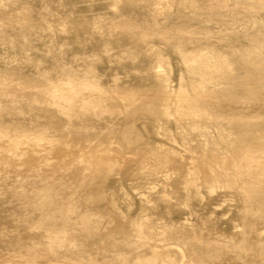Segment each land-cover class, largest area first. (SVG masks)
Instances as JSON below:
<instances>
[{
	"label": "rangeland",
	"instance_id": "obj_1",
	"mask_svg": "<svg viewBox=\"0 0 264 264\" xmlns=\"http://www.w3.org/2000/svg\"><path fill=\"white\" fill-rule=\"evenodd\" d=\"M20 1L21 3L23 1L25 2L22 3V5H24H21V10L13 13L9 12L10 9H17L20 7L19 5H11L6 7L4 12L5 16H0V86L3 87L2 84H4L8 87L4 88V90L9 94L7 96H2L0 94V106L11 101L12 98H14L13 95H17V93L22 96L20 97L17 95V97H15L17 101L15 106L22 107L25 105L20 109V114L17 112V109H13L11 115L0 116L1 129L4 130V127L10 128V131H2L0 129V204L5 203L4 205L2 204V207L6 206L11 210L5 213L4 217H6V219L0 217V264H24V261L25 264H37L40 260H44L49 264L53 262H55L53 264L62 262L58 260L55 261L54 257L50 256V254L46 256L45 253L42 252L40 253L41 257L40 254L34 257V259L37 258L35 260L33 257L29 258L30 256L24 255V251L26 252V249L23 248L24 242H14L16 240L15 238L24 234L23 229L33 227L36 223H39L41 218L40 215L43 212L39 205H47L48 202L53 203L55 207L57 206L58 212L60 211L63 213L66 210H71L73 214L80 213L81 215H89L91 218L92 225L96 230L94 236L85 240L82 237L79 238V240L85 241L87 247L84 248V250L91 253L90 259L86 261L87 263L83 262L82 264H119L116 260L117 258L133 262L132 260L136 253L140 252V249L137 251V248L141 245L136 242L137 238L135 236L129 237L128 235L124 236L119 233L108 236V233L111 231L109 228H112L115 223L112 221V218L109 219L110 215L105 212V209L110 211L111 208L116 206H118L116 207L117 209L112 212L118 215L123 212L122 214L126 215L123 221L125 223H130V221L135 219L145 218L148 222L155 225V228L157 226L158 229L156 228V230H158V232L154 231L155 233L152 235L155 242L154 244L156 245L161 243V233L163 232V229L159 228V226L179 221L178 224L183 226L188 231L189 235H193L196 238L200 237L199 239L202 242H206V240H210L211 242H228V248H225L217 264H264V181L260 184L262 187L260 185L257 186L259 190L257 189L250 193L251 195L253 194V196L249 197H258L259 203H256V206L249 210L245 206L248 201L246 200L247 196L243 194L247 187L242 186V184L234 185L226 182L221 183V185L215 188L212 185H208V175L201 173L202 171H198L199 160H202L203 164L205 162V165H209L214 155L218 159L226 158L228 160L240 155V150H238L239 147H237V145H232L234 142V134L231 131L232 125L228 122H223L216 118L214 119V117L211 120L205 118L199 119L189 114H186L184 118H178L175 115L168 117L164 115V109H155V112L152 113L151 111H143L135 115V117H132L131 113L133 107L129 105V103H131L129 102L130 97L139 99L140 96L138 94H132L133 92H139V90L146 91L147 93H153L154 90L162 92L160 87L156 88L157 84L154 85V80L156 79L154 76L155 73L159 74L160 72L159 78L161 81L159 84L165 87V90H168L169 93H174L180 89L178 83L181 77L187 82L191 81L199 85L202 73L209 72L217 75V73L225 71L222 63L225 54H217L212 57L209 56L207 60L210 64L209 68H205L203 64H193V68L196 69L195 71L199 74L195 75L190 69H186L187 63L183 60L184 58L181 53L171 46L168 47L164 45V42L155 40V38H153L152 44L148 45L140 44L138 39L135 42L130 41L132 44L128 42L129 40L124 38L120 41H114V38L118 35L117 32L105 27V29L100 32L101 34H97L96 39H94L96 35L93 34V36L91 35L92 33L89 32L90 36L89 34L84 35L81 33V40L75 41L74 37L76 36L78 27H73L72 23L77 26L75 21L78 18L96 21L97 19L104 20L105 18L108 19L113 17L119 22L132 21L136 20V18L138 21H142L141 19L143 18L148 19L147 16L131 14L135 11L141 12L144 8V6L142 7V4H144L142 0H127L126 3L124 0H121L119 5L122 6V3H125V8L124 5L122 8L121 6L118 7L121 10H119L120 12L116 9L112 10L109 6L110 0H19V2ZM7 2L8 0H0V4H7ZM176 4L177 2H172L173 13L177 14L178 5ZM129 9H132V11ZM262 9L263 7H259L251 11L245 19H243V15H240L238 18L237 16L229 18V20H231V25L226 33L221 31L218 25H212L214 40L218 41L219 38L227 39L230 47L234 50L236 49L235 51L238 52L239 61L246 60V53L248 54V52H250L254 54L256 52L252 49L253 46H257L260 48V51L264 52V9ZM230 13L231 16L235 14L232 6L230 8ZM63 16H66V18ZM67 19L71 20L68 21ZM186 24L190 25L191 29H194L201 23L189 19ZM258 33L263 36L262 39H253ZM82 38L89 39L86 41L82 40ZM103 38L105 39L103 40ZM111 38H113L112 41L109 40ZM105 40H107V42ZM123 40H125L124 43L126 42V44L123 43ZM81 41H83V43ZM105 42L109 45L105 44ZM137 42L139 45H137ZM96 43L98 45H96ZM103 44L105 46H103ZM173 44L175 45V41ZM121 46L123 48L125 47L126 50L131 48V51L138 47L139 58H134L135 55L128 50V52L125 51V48L123 49ZM139 46L144 47L139 48ZM118 47L119 49H116ZM246 48L248 50H245ZM144 49H146L145 52ZM150 50H152V52H149ZM140 52L144 53L145 57ZM111 54L113 55L111 56ZM130 54L133 57H131ZM116 55L120 56L118 57ZM142 56L146 59H143V63L139 62L142 60ZM105 57L108 58V60ZM148 61L152 62V64ZM131 62H133V64ZM139 63L142 68L139 66ZM132 65L135 66L133 67ZM131 66L134 69H132ZM136 66L139 68L137 69ZM125 67L131 68L126 69ZM168 71H172L169 79L166 77V74L169 73ZM61 72H70L73 76L80 75L78 79L82 81L85 79L87 80V78L88 80L92 79V77L83 76V74L87 72L90 76H96V79L103 81L101 83H103L106 89L109 88L110 91L118 93V95L113 93L115 98L117 96L119 98V100L113 102L114 105H116L111 109L113 111H110L109 108L107 113H103L102 116H100L101 119L100 117L99 119L98 117H94L95 119L97 118L96 120L98 122L93 118L94 122H92V124L97 123V127L94 124L95 127L89 125L84 129V126H80V121L75 119L73 115L62 114V109L60 113V108L62 107H60L59 110L55 109V107L54 109H52L53 107L48 109L46 101L49 96L46 93L54 92L53 88L58 87L62 89L61 87L64 86V84H61V86L60 84L58 85L55 80L57 76L62 74ZM57 73L59 74L57 75ZM239 74L241 75L242 71L235 69L232 76L236 77ZM151 76L153 78H151ZM139 78H145L147 80H140ZM172 78L175 81L172 80ZM3 79H5V82H3ZM132 79L135 81H132ZM150 79L154 80L149 82ZM23 82L26 85L24 87ZM136 82L139 84L138 87ZM15 87L18 89L21 87L22 92L20 90L16 92L18 89ZM145 87H147V89ZM63 90H65L62 91L63 93L68 94V88H66V86ZM259 91H261V89H259ZM240 99L245 103L248 101L244 95L240 97ZM218 101L220 106L223 105V100L219 99ZM236 104L232 107L236 108L238 111L242 110L240 115L247 121L250 120L249 123L253 122V119H257L263 123L262 134L264 135V108H260L258 105L254 104L245 109V106H241V103ZM220 109H222V107H220ZM48 110L50 113L52 110V113L55 115H50ZM95 110L101 111L98 107H96ZM16 112L19 116H17V114L15 115ZM111 112L114 113V117ZM124 112L126 113L124 114ZM116 113L120 114V118L124 121L119 120V116ZM172 113H174L173 108L170 111V114ZM3 116L4 118L1 119ZM108 116H110V118ZM162 118L164 120H162ZM237 118L238 116L236 120ZM105 119H111L112 121H105ZM113 119H117L115 123ZM109 122L116 124L118 127L114 124L110 125ZM146 122L148 125L145 124V126L142 124ZM201 122L205 126L207 132H204L206 135L205 137H202L203 133L198 132L196 129L203 126ZM149 123L152 124L150 125ZM130 124H133L131 133L128 132L131 128L127 127ZM183 124L185 125L184 127ZM105 125H108L107 127L110 128H106ZM138 125H140V128ZM151 126L152 128L156 127L155 129L157 130L152 129ZM103 127H105L106 130ZM185 127L186 129H184ZM233 127L235 128V125H233ZM169 128H171V130ZM107 129H109L110 132ZM161 129L164 130V133ZM103 131L104 133H102ZM105 131H108V134L105 133ZM173 133L177 134H175L176 137L172 135ZM167 134L168 136H172L173 141H170V136V139L166 137ZM189 134L191 136H188ZM160 135L162 138H160ZM192 135L194 138H192ZM35 136H43L44 140L42 142L44 143L33 142ZM195 136L198 139H196ZM179 138L182 139L180 140ZM19 139L21 143H19L17 150H10L9 147ZM186 139H188V142ZM200 139L203 141H200ZM146 143H148L149 146ZM198 145H200L201 149H199ZM160 147H163L164 150ZM180 147L183 148V150ZM156 148L160 150L158 151ZM170 148L171 150L173 149L172 151H177L175 155V159L178 158L176 159V166L173 164L163 169H157L158 167L156 166L167 159L165 157L168 156L169 158V156H172L173 152L170 151ZM155 149L157 150V155L167 150L163 155L161 154V158H163V160L165 159L164 161L160 160V155L157 156L155 154ZM146 151H148V153ZM65 156H67L66 159H64ZM146 156L148 159H146ZM152 156L154 158L157 157L159 160L156 158L155 161ZM30 159H32V161H30ZM6 160H8V162H6ZM142 160L144 161L142 164L146 165V167L141 165ZM153 161L155 162L153 163ZM60 162H63V164ZM103 165L108 167L114 166L115 168L113 167V170L107 174L102 171L98 172L97 169L103 168ZM139 167L141 170H147V168L149 169L150 167L152 168V170L149 169L150 173L157 170L159 174L153 175L150 179L148 177L150 173L148 174V171L142 170L144 174H148L144 175ZM54 168H56L54 170L55 172H53ZM45 170H47V172H45ZM131 172L135 173L137 176ZM162 176L166 177V179ZM142 178L144 179L142 180ZM147 183L150 186L147 185ZM211 186L213 190H211ZM7 192H12L14 194L11 193L12 195H9ZM111 194L114 199L111 197ZM100 195L103 197V200L100 198ZM8 196L12 198L10 197V199ZM107 200L110 202H107ZM13 206L16 208L15 211ZM115 217H117L115 218L116 221L121 219L118 216ZM61 222V218L57 217L56 223L60 224ZM184 222H186L185 226ZM77 223L78 224L68 225L67 229L72 232H78L81 224L79 221H77ZM129 223V228H133V224L130 223L132 225L130 226ZM33 232H35L36 236H41L43 234V230L37 226L34 227ZM98 237L100 238L99 240L97 239ZM108 237L110 239H108ZM94 240L99 242L96 244ZM10 241L12 242L11 245L9 243ZM4 243L11 246L12 249L3 248L2 246ZM111 243L116 246L115 250L110 249ZM233 246L241 247L242 251L233 252ZM131 247H133V249ZM112 251H116L118 255L114 254ZM202 253H204V251H202ZM237 254H239V256ZM22 255L26 257L24 258ZM42 255H44L43 258ZM236 256L237 258H235ZM174 260L177 261V264H194L192 262L190 263L188 259L182 258V256L181 258L180 256L178 258L176 257ZM49 261H51V263ZM255 261L257 263H254ZM206 263L207 262H205V264ZM207 264H209V262Z\"/></svg>",
	"mask_w": 264,
	"mask_h": 264
},
{
	"label": "bare ground",
	"instance_id": "obj_2",
	"mask_svg": "<svg viewBox=\"0 0 264 264\" xmlns=\"http://www.w3.org/2000/svg\"><path fill=\"white\" fill-rule=\"evenodd\" d=\"M110 1L111 2H109L110 3L109 6L112 8V10L116 9L119 11L120 8H118V7L121 6V5H119V2L121 0H110ZM124 1L126 3L127 0H124ZM142 1L144 3V4H142V7L144 6V8L141 10V12L134 10L135 12L131 13V14L138 15V16L139 15L140 16H147L148 19L143 18V19H141L142 21H138L136 18V20H132V21L130 20V21H125V22L120 21L121 22L120 23L119 21L115 20L116 18H113V17L108 18V19L105 18L104 20H98L97 19L98 17H97L96 21L78 18L75 21L77 26L73 25V23H72L73 27H75V28L78 27V31L76 33V36L74 37L75 41L76 40L79 41V39L81 38L80 37L81 33L85 35V34H89V32L92 33L91 35H93V34L96 35L94 37V39H96L97 34H101L100 32H102L103 29H105V27H107L109 30H113V31L117 32L118 35L116 36V38H114V41H120V40H122V38H124V39L129 40L128 42L131 43V42L137 41V39H138L140 44L148 45V44H152L153 38H155V40L164 42V45H166L168 47L171 46V47H173V49H175L176 51L181 53L182 57L184 58L183 60L187 63L186 69L187 70L190 69V71H192L195 75H199V74L197 71H195L196 69L193 68V64H196V65L203 64L205 68H209L210 64L207 62L209 56L212 57V56L217 55V54L218 55L225 54V57L223 56L224 59L222 60L225 71L217 73V75H215L213 73H209V72L208 73L207 72L202 73L201 74V82L199 83V85L194 84L191 81L187 82L184 80L183 77H181L179 79V83H178L180 85V89L174 93L173 92L169 93L168 90H165V87H162L161 84H159V82L161 81L159 78L160 72H159V74L155 73L154 76L156 78L155 79L156 81L154 79H152V80H154V82H155L154 85L157 84L156 88L160 87L162 92H159L156 90H154L153 93H147L146 91L144 92L142 90H139V92H133L132 94H134V95L138 94L140 96H139V99H133L132 97L129 96L130 97L129 102H131V103H129V105H132V107L135 109L134 110L132 108V113H131L132 117H135V115H138L139 113H142L143 111H151V113H152V112H155V109L156 110L157 109L158 110L164 109L163 110L164 115H166L168 117L175 115L178 118H184L186 116V114H189V115H192L193 117H196L199 119L205 118V119L211 120L214 117V119L216 118L217 120H222L223 122L230 123L232 125L231 131L234 134V136H233L234 142L232 143V145L233 146L237 145V147H239L238 150H240L239 151L240 155L236 158H230L229 160L226 158L218 159L214 155V157H212L211 163L209 165H205L206 164L205 162L203 164V161L199 160L198 171H202L201 173L207 174L208 179H209L208 185H212L215 188L218 185H221V183H226V182L230 183V184L232 183L234 185L242 184V186L247 187L246 191L243 193V194H245V196H247L246 200H248L246 202L245 206L249 210L253 209L256 206V203L257 204L259 203V198L255 197V196L249 197V196H253V194L251 195L250 193H252L254 190H257L258 189L257 186L260 185L264 181V135L262 134L263 123H261L257 119H253V122L249 123L250 120L247 121L246 119H244L240 115L242 110L238 111L236 108H233L232 106H234V104H236V103H241L242 104L241 106H245V109L247 107H250V105H254V104L258 105L260 108H264V52L260 51V48H258L257 46H253L252 49L256 52L254 54H252L250 52H248V54L246 53L245 54L246 60H243V61L240 60L239 61L238 60V57H239L238 52L235 51L236 49L234 50V49H232V47H230V44H229L227 39H222V38L220 39L219 38L218 41L214 40L211 26L212 25H218L220 27V30L226 33L230 29L229 27L231 25V20H229V18H231V17L233 18V16L234 17L237 16V18H238L240 15H243L242 17H243V19H245V17H247V15L251 13V11H254L255 9H257L259 7H263V9H264V0H176V1L175 0H164V2H163V0H142ZM172 2H177V4H176V5H178L177 14L173 13ZM22 3H21V1L19 2V0H8L7 4H5V3L0 4V16H5L4 12L6 10V7H9L11 5H19L20 7L17 9H15V8L10 9L9 12H12V13L18 12L19 10L22 9V6L24 5V4L22 5ZM125 3H122L124 5V8H125ZM137 3H136V5H137ZM123 5L121 6V8L123 7ZM231 6L234 8V11H235V14L232 16L230 13ZM137 7H138V5H137ZM130 8H131V5H130ZM135 9L137 10L136 7H135ZM129 10L132 11V9H129ZM178 11H179V14H178ZM66 16H63V17L66 18ZM189 19L200 22L201 24L198 27L191 29V26L188 25L189 22H188V24H186L187 20H189ZM70 20H68V21H70ZM244 27L246 28L245 25H244ZM244 27H242V28H244ZM89 36H90V34H89ZM101 36H103V35H101ZM262 37L263 36L260 33H258V34H256V36L253 39H262ZM88 39L82 38V40H86V41ZM104 39L105 38H103V40ZM112 39L113 38H111L109 40L112 41ZM105 41L107 42V40H105ZM124 41L125 40H123V43H124ZM174 41H175V45L173 44ZM81 42L83 43V41H81ZM106 42H105V44H108ZM97 43H96V45H98ZM109 43H111V42H109ZM124 44H126V42ZM137 45H139L138 42H137ZM158 45H160V44H158ZM161 45H163V44H161ZM103 46H105V45L103 44ZM133 46L136 47L135 45H133ZM140 46H142V45H140ZM140 46H139V48L144 47V46L143 47H140ZM231 46H232V44H231ZM99 48H100V46H99ZM19 49H20V47H19ZM116 49H119V47ZM21 50H23V49H21ZM127 50L130 53H132L133 55H135L134 58H136V59L139 58L140 55H139L138 47H137V49L134 48V50H132V51H131V48L127 49ZM127 50L125 48V51H127ZM171 50H172V48H171ZM245 50H248V49L246 48ZM145 51H146V49H144V52ZM168 51H170V50H168ZM107 52H105V53L108 54ZM118 52H119V50H118ZM120 52H122V51H120ZM149 52H152V50H150ZM105 53H103V54H105ZM140 53H142V52H140ZM119 54H122V53H119ZM142 54H143V56L145 55L144 53H142ZM100 55H102V54H100ZM112 55L113 54H111V56ZM116 56H118V55H116ZM130 56H131V54H130ZM131 57H133V56H131ZM144 57L142 58V60L139 59L140 60L139 62L143 63V59L146 60ZM101 59H102V57H101ZM106 59L108 60V58H106ZM175 59H177V58H175ZM103 60H105V59H103ZM109 60H110V58H109ZM105 62H107V61H105ZM148 62L152 64V62H150V61H148ZM131 63L133 64V62H131ZM122 64H121V66H122ZM129 64H127V65H129ZM218 64H220V63H218ZM127 65H125V66H127ZM132 66L134 67L135 65H132ZM139 66L142 68L140 63H139ZM52 67H54V66H52ZM131 67H128V68L130 69ZM133 67H132V69H134ZM128 68H126V69H128ZM138 68L139 67H137V69ZM145 69H144V71H145ZM235 69L241 70L242 74L241 75L239 74L236 77H233L232 75H233V72L235 71ZM112 70H114V69H112ZM70 72H68V73L61 72L62 74H60L59 76H57V78H55L56 83L58 85L60 84V86H61V84H64V86L61 87L62 89H60L58 87L53 88L54 92L46 93L49 96L48 100L46 101L48 106L47 105L46 106L48 107V109L52 108V107H53L52 109H54V107H55V109H58V110L60 107H62V108H60V113L63 110L62 114L73 115V117L75 119H78L80 121V126H84V129H86L89 125H92L93 127H95V125L97 123L96 124L94 123L95 125L92 124V122H94V119H95L94 117H98V119H99V117L102 116L103 113H107V111H109V108H110V111H113L111 109H113L116 106V105H114L113 102H116V100H119V98H118V96L115 98V96H113L114 95L113 93H115V92L110 91L109 88L106 89V87L103 86V83H101L103 81L96 79L97 78L96 76H90L89 73L85 72L83 74V76L84 77L85 76L92 77V79L88 80V78L86 77L87 80L85 79L82 81V80L78 79L80 75L79 76L78 75L73 76V75H71ZM114 72H118V71H114ZM128 72H129V70H128ZM140 73H142V72H140ZM58 74L59 73H57V75ZM171 74H172V71H170L169 73L166 74L167 79L170 78ZM129 78H131V77H129ZM135 78H137V77H135ZM148 78H150V77H148ZM151 78H153V77L151 76ZM139 79L140 80L141 79L147 80L145 78H139ZM152 80L150 79L149 82H151ZM172 80H174V79L172 78ZM132 81H135V80L132 79ZM3 82H5V79H3ZM23 84H24L23 87L26 86L24 82H23ZM57 84H54V85H57ZM129 84H131V83H129ZM0 85H1V83H0ZM2 85H3V87L0 86V94L2 96L9 95L6 93L7 91L5 92V90H4V88H8V87H6L4 84H2ZM122 85H123V83H122ZM136 85L138 87L139 84H137V82H136ZM27 86H28V84H27ZM65 86H66V88H68V94L62 92V91H65V90H63V88H65ZM130 87H132V86H130ZM15 88H13V89H15ZM145 88L147 89V87H145ZM16 89H18V88H16ZM259 89H261V91H259ZM19 90L21 91V87L16 92H19ZM11 92H13V91H11ZM44 94H45V92H44ZM115 94L118 95V93H115ZM11 95H13V94H11ZM17 95H19V94L17 93ZM17 95L14 94L13 95L14 98H12L11 101L6 102L0 106V116L11 115L13 109H17V112L19 114L21 113L20 109H22L25 105L22 107L19 106V104H18L19 107L15 106L17 103L15 97H17ZM243 95L246 97V100H248L247 103L241 101L240 97H242ZM19 96L21 97L22 95L20 94ZM219 99L223 100L222 101L223 105H221V106H220V104H218ZM5 100H7V99H5ZM17 100H19V99H17ZM237 106H239V105H237ZM96 107H98L101 111H96L95 110ZM220 107H222V109H220ZM27 108H30V107H27ZM116 108H118V107H116ZM172 108H173L174 113L170 114V111ZM243 111H244V109H243ZM17 112L15 113V115L17 114V116H19V114ZM127 112H128V110H127ZM48 113L50 115L51 114L55 115L54 113H52V110H51V113L48 110ZM125 113L126 112H124V114ZM111 114L113 115V117L115 116L113 112H111ZM145 114H147V113H145ZM117 115L119 116L120 114H117ZM140 116H142V115H140ZM237 116H238V118L236 120ZM55 117H57V116H55ZM108 117L110 118V116H108ZM120 117L121 116L118 117L119 120H123ZM234 117H235V122H234ZM2 118H4V116L1 117V119ZM254 118H256V117H254ZM100 119H101V117H100ZM250 119H251V117H250ZM107 120L110 121L111 119H107ZM107 120L105 119V121H107ZM113 120L115 123L117 119H113ZM162 120H164V119L162 118ZM149 122H151V121H149ZM153 122H155V121H153ZM234 123H236V124H234ZM113 124L110 123V125H113ZM142 124L145 125V124H147V122L142 123ZM149 124L151 125L152 123H149ZM170 124H171V122H170ZM97 125H96V127H97ZM101 125H103V124H101ZM114 125H116V124H114ZM202 125H203V123H202ZM233 125H235V128L233 127ZM107 126L108 125H105L106 128H110ZM139 126L140 125H138V127ZM170 126H174V125H170ZM184 126L185 125L183 124V127ZM105 127H103V128H105ZM127 127L131 128L130 131L127 130L128 132L131 133V131L133 129V124H130ZM226 127H227V125H226ZM90 128H92V127H90ZM106 128H105V130H106ZM151 128H152V126H151ZM155 128H152V129H155ZM0 129H1V127H0ZM18 129H19V127H18ZM169 129L171 130V128H169ZM184 129H186V127ZM196 129L198 130V132L203 133L202 137L206 136L204 133V132H206L204 125L202 127L196 128ZM8 130L10 131V128L4 127V130H2V131H8ZM107 130L109 131V129H107ZM141 130L143 131L142 127H141ZM155 130H157V129H155ZM108 131H105V133H107ZM142 131H140V132H142ZM158 131H159V129H158ZM162 131L164 133V130H162ZM102 133H104V131ZM175 134L173 133L172 135L175 136ZM161 135H163V134H161ZM161 135H160V138H162ZM101 136H100V138H101ZM169 136L171 137V139L169 138ZM169 136L167 134L166 137H168V139H170V141H173L172 136L171 135H169ZM188 136H191V135L189 134ZM106 137H109V136H106ZM164 137H165V135H164ZM197 137H198V135H197ZM197 137H196V139H198ZM192 138H194L193 135H192ZM157 139H159V138H157ZM43 140H44L43 136L42 137L35 136V138L33 139V142L41 143ZM159 140L163 141L162 139H159ZM201 140L202 139H200V141ZM186 141L188 142V139H186ZM19 143H21L20 139L17 140L12 146H10L9 149L12 151H13V149L17 150ZM42 143H44V142H42ZM146 144L148 145V143H146ZM178 147H179V145H178ZM198 147H199V149H201L200 145H198ZM160 148H162V150H164L163 147H160ZM156 149L154 150V152L156 151L155 154L157 153V150L158 151L160 150L159 148L157 150ZM181 149L183 150V148H181ZM172 150L170 148V151H172ZM165 151L167 152V150H165ZM165 151L163 153H165ZM187 151H188V149H187ZM146 152L148 153V151H146ZM172 152H173L172 156L171 157L169 156V158H168V156L165 157V158H167L166 160L164 159L165 161L163 160V158H161L163 153H158V155H160V160L164 161V162L163 163L160 162L158 166H156V164H155V166L158 167L157 169H163V168H166L167 166H171L173 164L176 166V164H177L176 159H178V158L175 159V155H176L177 151L175 150ZM180 153H181V150H180ZM144 155H145V153H144ZM13 157H14V155H13ZM66 157L67 156H65L64 159H66ZM156 158H154L155 161H156ZM7 159H9V158H7ZM146 159H148V157ZM150 159H151V157H150ZM143 160L141 161V165L146 167V165L142 164V162L144 163ZM30 161H32V159H30ZM155 161H153V163ZM6 162H8V160H6ZM60 163L63 164V162H60ZM63 166H62V168H63ZM102 167L103 168L97 169V171L98 172L102 171V172L107 174L113 170L114 166L108 167V166L103 165ZM141 168H143V167H141ZM55 169L56 168L53 169V172H55L54 171ZM139 169H140V167H139ZM149 169L152 170V168H150V167H149ZM149 169L147 168V170H145V169H142V170L148 171V174H149L150 173ZM38 170H39V168H38ZM45 172H47V170H45ZM131 173H133V172H131ZM139 173H140V171H139ZM142 173H143V171H142ZM157 173H158V171L156 170L155 172L150 173V175L148 177L150 178L153 175H156ZM133 174L135 175V173H133ZM145 174L148 175L147 173H145ZM37 175H39V174H37ZM135 176H137V175H135ZM167 176H168V174H167ZM75 177H76V175H75ZM138 177H135V178H138ZM155 177H157V176H155ZM155 177H154V179H155ZM163 178L166 179V177H163ZM143 179L144 178H142V180ZM145 183H146V181H145ZM148 183H150V182H148ZM148 183H147V185H149ZM150 185H152V184L150 183ZM149 186H147V187H149ZM212 186L210 187L211 190H213ZM150 188H152V187H150ZM11 193L12 192H7V194H9V195ZM192 193H193V191H192ZM12 194H14V193H12ZM15 195H16V193H15ZM10 197L8 196V198H10ZM111 197L113 198V195ZM100 198L103 200V197L101 195H100ZM12 202H14V201H12ZM107 202H110V201L107 200ZM2 204L4 205L5 203H2ZM2 204H0V217H2V219H6V217H4L5 213L9 212L10 208L6 207V206H5L6 208L2 207ZM7 204H8V202H7ZM12 205H14V204H12ZM39 206L43 211L42 214L40 215L41 218H40L39 223H36L33 227H30L31 229L29 227L26 229H23L24 234L20 237L15 238L16 240L14 241L16 243H18V241L24 242L23 248L26 249V252L24 251V255L30 256L29 258L33 257V259H34V257L38 256V254H40L41 252L45 253L46 256L48 254H50V256L54 257L55 261L56 260H58L59 262L62 261V262L57 263V264H82L83 262H86L87 260H89L91 253H89L87 250L86 251L84 250V248L87 247L84 240L89 238V237L94 236L95 231H96L95 227L92 225V220L89 217V215H83V214L81 215L80 213L79 214H75V213L73 214V212L71 210H66L63 213L60 211L58 212V209L56 208L57 206L55 207L54 204L50 203V202H48L47 205L46 204L45 205L40 204ZM13 207H14L13 209L15 211L16 208H15V206H13ZM116 207H118V206H116ZM116 207L111 208L110 211L105 209V212L110 215L109 219L112 218V221H114V223H115L112 228H109L111 231L108 233V236H111V234H114V233H119V234H122L124 236L128 235L129 237L135 236L137 238L136 242H138V244L141 245V246H138V248H137V251H138V249H140L139 250L140 252L136 253L135 257L132 260L133 262H129L127 260L117 258L116 260L118 261L119 264H177V261L174 259L176 257L178 258L179 256H180V258L182 256V258H186V260L188 259L190 263L192 262L194 264H205V262H207V263L209 262V264H217V261L219 260V257L221 256V254L224 253L225 248L226 247L228 248V245H227L228 242L227 243L211 242L210 240L209 241L206 240V242L205 241L202 242L199 239L200 237L196 238L193 235H189L188 231L183 226H180L178 224L179 221L174 222V223L172 222V223L167 224V225L159 226V228L163 229V232L161 231L162 232L161 233L162 238L160 240L161 243L159 245H156V244H154L155 242L152 238V235L155 233L154 231L158 232V230H156L157 226L155 228V225H153L151 222H148L147 219L139 218L140 220L135 219V220L130 221V223L133 224L134 227L129 228V225H128L129 222H127V223L123 222L126 215L122 214L123 213L122 211H120V212H122L121 214L119 213L120 215L112 212V211H115V209H117ZM115 216H118L121 219L116 221L115 218H117V217H115ZM167 216H169V215H167ZM57 217L61 218V220H62V222L60 224L56 223ZM77 221H79L81 224L78 232L69 231L67 229V226L78 224ZM185 223L186 222H184V226H185ZM131 224H130V226H132ZM36 226L43 230V234L41 236H36L35 232H33V229ZM186 227H188V226H186ZM105 232H107V231H105ZM81 237L84 238V240H81V239L79 240V238H81ZM97 239L99 240L100 238L98 237ZM108 239H110V238L108 237ZM94 241L96 244L99 242V241L97 242V240H94ZM9 243L11 245L12 242L10 241ZM92 244L94 245L93 242H92ZM112 244L113 243H111V245H110V249L115 250L116 246H114ZM15 246H16V244H15ZM2 247L3 248L6 247L7 249H9V248L12 249L11 246H8V244H5V243ZM131 248L133 249V247H131ZM240 248L241 247H239V246L238 247L233 246L232 250H234L233 252H236V251L238 252L239 250L242 251V248L241 249ZM9 251H11V250H9ZM202 251H204V253H202ZM112 252H114V254H116V251H112ZM133 253H132V255L134 256ZM24 255H22V256L25 258L26 256H24ZM116 255H118V254H116ZM237 255L239 256V254H237ZM240 255H241V253H240ZM40 257H41V254H40ZM43 257H44V255H42V258ZM235 258H237V256ZM35 259H37V258H35ZM256 261L254 263H257ZM49 262L51 263V261H49ZM179 262H181V261H179ZM53 263H55V262H53ZM24 264H25V261H24ZM37 264H49V263L48 262L46 263L44 260H40L39 262H37Z\"/></svg>",
	"mask_w": 264,
	"mask_h": 264
}]
</instances>
